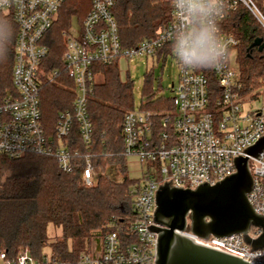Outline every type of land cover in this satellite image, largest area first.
I'll return each mask as SVG.
<instances>
[{
  "label": "built area",
  "instance_id": "obj_1",
  "mask_svg": "<svg viewBox=\"0 0 264 264\" xmlns=\"http://www.w3.org/2000/svg\"><path fill=\"white\" fill-rule=\"evenodd\" d=\"M65 0H0V16L13 19L18 27L13 64L14 91L0 90V155L9 160L29 157L51 158L65 173L81 169L87 187L101 174L94 156L81 155L72 149L71 136L76 128L81 141L90 149L93 136L88 104L94 94V65L117 62L122 75L124 64L137 59L166 63L175 58L180 66L179 85L171 97L174 112H164L161 131L156 132L153 119L159 112L136 108L125 115L123 138L125 156L158 169L156 177L149 170L142 173L133 187L136 215L132 228L141 242L126 252L119 249L116 233L102 241L88 211L78 212V229L91 235L92 252L81 256L77 264H156L157 234L155 225L156 192L172 180L171 186L196 189L200 183L214 186L236 172L235 157H248L253 188L248 201L256 214L264 215V151L251 157L246 150L264 136V109L246 110L242 98L240 71L236 64L238 40L222 30L227 12L244 6L264 30V14L257 0H162L173 7L170 23L157 35L136 47L121 45L118 25L113 15L117 0H92L93 8L83 22L74 17L69 31L63 33L65 73L73 82L75 99L71 109L59 113L55 133L49 136L42 121V91L56 82L62 73L49 69L50 48L46 38L54 26ZM207 51V52H206ZM209 58L218 96L211 105L210 81L201 68ZM203 66V65H202ZM158 97L164 96L158 94ZM163 128V130H162ZM83 160L81 165L78 160ZM254 228V230H252ZM262 228L251 227L248 235L258 239ZM197 244L238 257L249 264H264V248L251 251L242 235L228 238H196L184 233ZM35 264L28 253L20 252L16 262ZM46 264H65L47 259Z\"/></svg>",
  "mask_w": 264,
  "mask_h": 264
},
{
  "label": "trees",
  "instance_id": "obj_2",
  "mask_svg": "<svg viewBox=\"0 0 264 264\" xmlns=\"http://www.w3.org/2000/svg\"><path fill=\"white\" fill-rule=\"evenodd\" d=\"M257 1L264 14V0ZM92 8V0H65L46 38L50 48L49 69L62 70L57 81L46 84L42 91V121L49 136L55 133L59 113L71 109L75 99L74 85L62 60L63 33L69 31L74 17L81 23ZM172 10V5L162 0H117L113 15L121 45L131 49L144 40L156 38L170 23ZM221 27L239 42L236 64L242 83L240 94L245 100L258 101L264 86V49L260 51L251 45L256 39H262L264 44V30L242 5L227 12ZM17 35L15 21L0 16V90L4 94L14 91ZM199 61V70L210 81L213 106L219 88L209 58ZM93 68L96 85L88 104L93 127L90 149L83 144L76 128L70 140L73 150L94 156V165L101 169V174L87 187L81 169L65 173L54 159L29 157L11 161L0 155V253H5L6 261L16 262L19 253L26 252L35 264H46L47 259L77 264L81 256L92 252L89 231H80L77 225L78 212L82 210L88 211L102 241L108 234H117L121 252L141 244L132 228L136 215L132 189L140 180L128 176L123 138L125 115L136 109L134 82L129 74L124 78L117 62L96 63ZM153 83V73H148L140 109L160 113L153 119L156 133L161 131L164 112H174L175 106L171 97L157 96L160 91L154 89ZM82 163L83 160H78L79 165ZM109 166H115L123 174L122 182L112 181L104 174ZM58 230L61 234H57ZM48 247L50 257L45 251Z\"/></svg>",
  "mask_w": 264,
  "mask_h": 264
},
{
  "label": "water",
  "instance_id": "obj_3",
  "mask_svg": "<svg viewBox=\"0 0 264 264\" xmlns=\"http://www.w3.org/2000/svg\"><path fill=\"white\" fill-rule=\"evenodd\" d=\"M251 48L264 49L262 39ZM264 151V136L246 150L251 157ZM236 172L214 186L204 182L196 189L160 185L156 192L155 225L149 229L157 234L156 264H249L242 259L197 244L184 233L196 238H228L242 235L253 250L264 248V215L256 214L248 201L253 188L249 158H234ZM251 227L263 229L261 236L252 240Z\"/></svg>",
  "mask_w": 264,
  "mask_h": 264
},
{
  "label": "rangeland",
  "instance_id": "obj_4",
  "mask_svg": "<svg viewBox=\"0 0 264 264\" xmlns=\"http://www.w3.org/2000/svg\"><path fill=\"white\" fill-rule=\"evenodd\" d=\"M127 67L129 69V77L134 82V95L136 108H139L143 102L144 98V86L146 75L148 73H153L154 83L153 87L155 90H159L160 94L173 97L174 92L173 88L179 85V75H180V66L178 61L175 58H169L166 63L160 61L156 62L152 59L146 60L143 58L142 60L137 59L133 63L124 64L123 70L127 72ZM124 78H126V74H123ZM262 95L258 101H246L244 103V109L246 110H256V109H264V86L261 90ZM128 176L131 179H139L142 173L149 170L151 174L156 177L160 176V172L158 169H152L151 165L146 163H141L135 159L128 160ZM112 181L122 182L124 177L121 172L115 166H109L105 173ZM52 229L50 228V232ZM57 234H61V231L58 230ZM48 257L51 255L50 248L45 249Z\"/></svg>",
  "mask_w": 264,
  "mask_h": 264
},
{
  "label": "crops",
  "instance_id": "obj_5",
  "mask_svg": "<svg viewBox=\"0 0 264 264\" xmlns=\"http://www.w3.org/2000/svg\"><path fill=\"white\" fill-rule=\"evenodd\" d=\"M0 264H2V260H0Z\"/></svg>",
  "mask_w": 264,
  "mask_h": 264
}]
</instances>
